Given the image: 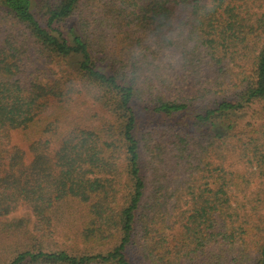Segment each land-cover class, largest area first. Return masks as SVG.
I'll list each match as a JSON object with an SVG mask.
<instances>
[{
    "label": "trees",
    "instance_id": "16d2710c",
    "mask_svg": "<svg viewBox=\"0 0 264 264\" xmlns=\"http://www.w3.org/2000/svg\"><path fill=\"white\" fill-rule=\"evenodd\" d=\"M139 107L191 121L142 131ZM70 202L80 245L61 248ZM133 246L264 264V0H0V264H133Z\"/></svg>",
    "mask_w": 264,
    "mask_h": 264
},
{
    "label": "rangeland",
    "instance_id": "374dc122",
    "mask_svg": "<svg viewBox=\"0 0 264 264\" xmlns=\"http://www.w3.org/2000/svg\"><path fill=\"white\" fill-rule=\"evenodd\" d=\"M31 60L28 62L29 68L32 70L33 68H40L43 71L45 70V74L48 76H53L54 65L48 63L45 58L40 57L37 54H31ZM182 63L180 55L177 53L175 54V69L176 72L181 74L182 70L180 69V65ZM211 71L205 67L203 69V74H210ZM201 79H196L191 76H187L186 80H180L178 82L179 91L183 92H193L199 86V82ZM97 108L95 103L91 98L86 97V104L83 105L85 110H89L92 108ZM138 115L140 118V128L142 131L146 130L152 124L156 123H174L180 122L182 124H188L191 121L190 114H178L176 117H161L160 115H150L145 111L143 108L139 107ZM24 136L18 132L15 135L16 141H20ZM66 213L63 220L58 224L57 231L51 234V237L56 241V243L62 247L63 245H80V239L77 237V232L81 225V212L82 208L78 202H70L69 206L65 208ZM10 217H28L30 219V226L33 227L35 225V217L33 215L32 209L25 203L21 204L13 213H11ZM129 256L133 264H144L142 258L138 254L136 248L133 246L130 249Z\"/></svg>",
    "mask_w": 264,
    "mask_h": 264
},
{
    "label": "clouds",
    "instance_id": "9594fccd",
    "mask_svg": "<svg viewBox=\"0 0 264 264\" xmlns=\"http://www.w3.org/2000/svg\"><path fill=\"white\" fill-rule=\"evenodd\" d=\"M212 9H211V7L209 8V11H211Z\"/></svg>",
    "mask_w": 264,
    "mask_h": 264
}]
</instances>
